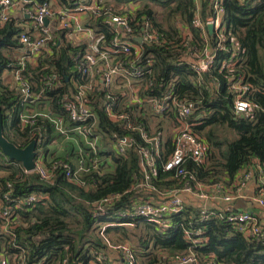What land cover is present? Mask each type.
<instances>
[{"label":"trees","instance_id":"16d2710c","mask_svg":"<svg viewBox=\"0 0 264 264\" xmlns=\"http://www.w3.org/2000/svg\"><path fill=\"white\" fill-rule=\"evenodd\" d=\"M45 1L49 2L30 0L22 6ZM60 1L70 10L94 1L102 12L110 9L112 14H122L124 6L134 5L127 14L130 21L127 38L132 42H136L137 37L142 38L143 28L149 23V31L154 37L138 43L139 52L117 53L115 59L123 60L122 65L128 67L146 64L151 57L159 72L157 75L145 73L138 80L146 86L143 96L158 98L160 90L171 82L172 93L192 104V113L188 117L190 128L205 144L200 161L186 157L183 163L193 176V185L197 182L204 185L221 183L225 190L235 189L238 174L252 166L255 160L264 173V0H221L223 48L216 49L211 65L200 79L192 68L196 59L194 54L203 49L204 38L213 48L217 39L215 34L203 37L202 30L191 21L195 16L204 21L211 14V0H199V7L196 0ZM138 2L141 4L136 7ZM154 5L164 12H161L164 21L155 14ZM180 21L189 28L186 36L177 29ZM84 26L93 31L98 45L107 43L114 33L108 15L104 13L96 18L90 15ZM23 29L10 17L0 24L3 134L19 147L36 140L35 160L40 156L41 164L51 176L43 179L36 170L25 171L20 162L8 158L0 150V172L4 173L0 180V198L4 193L8 194L4 203L11 207L15 222L11 233L0 228V251L12 264V256L19 254L21 249L29 264H63L64 259L67 264H88L96 254H108L99 234L103 223L108 224L104 234L114 244L129 242L126 239L130 236L136 237L137 243L132 246L140 260L138 264H172L169 257L188 249L200 262L211 258L214 264H264V237L241 234L234 223L226 219L229 210L210 208L214 214L203 219L202 208L187 203L182 210L169 215V226L163 230L132 215L133 204L138 199L157 200L160 194L182 185V179L174 175L175 169H163L174 151L172 137L161 142L160 152L156 154L152 142L144 139L138 129H126L122 122H114L106 115L104 107L108 93L95 87L85 89L83 95L86 105L95 113L94 122L70 119L67 101H74L79 87L88 85V77L78 73L76 58L87 46L69 42L65 29L53 31L52 40L36 58V65L26 61L21 74L39 97L21 103L18 90L2 81L5 70L17 67L20 56L16 58L14 53L23 48L18 40ZM130 60L133 62L128 63ZM238 77L249 83L250 98L260 106L251 117L237 115L233 110L235 93L230 85ZM154 79L156 87L153 89ZM94 91L95 96L92 95ZM21 114H35L33 122L22 126ZM129 114L131 119H139L137 124L146 131L147 138L158 136L159 129L152 132L143 116L133 115L131 111ZM53 116L62 117L64 129L76 139L73 151L64 149L56 155L57 149L52 144L62 133L51 123L49 117ZM168 118L176 121L174 114ZM80 124H92L89 139L95 142L94 149L82 136L72 132V128ZM126 136L131 137L133 143L124 153H119L111 144ZM139 147H145L153 154L154 172L147 185L140 167ZM64 163L76 172L70 179L65 176ZM7 182L11 187L6 186ZM30 194L36 199L26 203ZM113 195L118 197L102 211L94 209V202ZM217 213H222L223 217ZM128 222L135 226L115 224ZM185 231L190 235L186 236Z\"/></svg>","mask_w":264,"mask_h":264},{"label":"built area","instance_id":"2783aa9c","mask_svg":"<svg viewBox=\"0 0 264 264\" xmlns=\"http://www.w3.org/2000/svg\"><path fill=\"white\" fill-rule=\"evenodd\" d=\"M30 0H0V24L2 25L8 20V10L17 4H26ZM26 10L24 15L31 21L32 27L38 31V34L32 36L29 31H22L18 35L19 43L26 49V54H22L18 58L17 67L13 70L14 79H15V88L18 90V99L21 103L28 101L29 99H37L38 95H35L28 84V82L23 78L22 71L25 69V64L28 57L33 58L36 61L38 55L43 51L42 48L53 38V30L50 26V18L54 14V10L51 8L48 1L37 4L34 3L31 6H25ZM134 8V5L124 6L122 14H112L110 9L102 12L100 7L95 6L94 1H91L89 4L82 3L76 5L72 10L64 8L62 12H59V28L67 30V33L74 32H83L90 31L92 34V41L95 38L91 29L87 26H84L76 17L78 12H90L93 18L98 17L101 14L108 15V22L112 25H115L114 33L110 37L107 43H101L100 45H93L92 43L87 46L84 52L81 55H78L77 58V69L78 73L82 76L89 77L92 75H98L100 77V89H105L108 93L107 100L105 102V113L106 115L114 122H122L123 126L126 129L133 130L138 129L141 136L147 141L152 142L155 149V153L160 152L162 146L161 139L159 136H152L147 138L145 130L137 124V120L131 119V115L127 113L120 103L125 96V91L120 90L119 93L112 92V82L113 77L116 75H121L126 77L129 84L132 80H140L145 73H152V66L148 62L146 64L134 65L130 64L128 67L123 66V60L115 59L117 53H122L123 55H130L132 50L136 53L140 51L138 42H132L127 38L128 32L130 30V21L128 13L131 12V9ZM223 7L221 5V0H211V14L203 21L199 16H195L191 24L200 28L203 33V37H206V27L208 24H211L212 34H215L217 43L215 48L208 45L207 38L205 39V45L200 53H195L194 64L192 65L193 70L200 79L203 72H205L211 65L214 59V53L216 49H222V41L224 39L222 33V19ZM45 18L48 19L47 24H45ZM120 29V32L117 30ZM149 23L145 24L143 28V33L141 34V42L143 40H150L154 35L149 31ZM133 62V60L128 61ZM155 79L152 81L153 89L156 87ZM144 82L139 81L138 84L141 87H144ZM88 84H91L88 82ZM172 83L168 82L166 86L160 90V96L157 97H144L143 92L139 97L135 94L134 102H137L138 105H144L145 101H153L156 106V111L162 117L165 115L174 114L177 117L179 122V129L173 138L174 142V151L170 155L169 159L164 163V170L175 169V176H178L182 179V185L180 188L170 189L169 191L160 194V199L158 201L153 198L150 199H138L133 204L132 215L139 217L140 219L153 223L159 229H166L169 226V215L176 213L183 209L185 205L184 197L182 193L191 194L200 199H208L209 195H216L223 198L225 201H230L233 196H237L240 193V189L246 185L248 180L252 177L253 171L258 170L259 172V185L257 187V203L264 207V173L262 172L259 164L254 166H249L244 168L237 176L236 188L230 190L228 193L222 187L221 183H213L211 185H204L197 182L195 185L191 183L193 180L192 174H190L184 167L183 163L186 157L192 158L194 161H200L203 156V151L205 148L204 142L191 131L190 123L188 121L189 115L192 113L193 106L187 100L179 99L176 94L172 93ZM94 86L91 85H82L79 87L78 95L75 100H69L66 103V108L69 111V116L72 121H87L91 120L94 122L95 113L89 109L86 105L85 100L83 99L85 89L92 90ZM146 87V86H145ZM230 88L235 93L233 99V110L237 115L249 116L253 115V112L257 109H260V106L255 103L250 98L251 86L249 83H245L242 80V77L234 79L230 85ZM10 115V112H8ZM41 115H46L41 113ZM141 116V115H140ZM35 114H21L20 120L21 125H27L32 123L34 120ZM54 128L66 134L67 130L63 127L62 117L53 116L49 117ZM91 125L80 124L72 128V132H75L82 136L86 143L95 148V142L89 139L91 133ZM133 139L131 137H121L115 140L114 147L119 153H124L125 149L131 146ZM140 154V167L144 174V181L146 185L151 178V172H154L153 165L154 159L153 154H150L149 150L145 147H139ZM35 170L40 174L41 178L49 179L50 172L43 167L41 164V157L39 156L35 160ZM65 176L70 179L76 173L72 171L68 164H63ZM3 173H0V180L3 177ZM141 184V183H140ZM7 187H11V183H6ZM118 196H107L97 202H94V209L102 211L103 207L106 204L117 198ZM36 196L30 194L25 202L32 203L35 201ZM8 200V194L4 193L0 198V219L3 221L2 230L4 232L11 233L10 229L14 228V223L12 219L11 207L5 205L4 201ZM201 217L206 219L210 214L214 212L209 211L208 208L202 207ZM220 217L222 213H217ZM226 219L234 223L236 229L245 236L250 237H264V228L257 216L248 212V211H234L229 210ZM115 224H124L127 227H134L135 223H115ZM113 225V223H109ZM108 226L107 223L100 225L99 234L104 240L106 247L108 249V254H96L94 258H91L88 264H138V259L135 255L133 246L128 242L121 243H112L104 234L105 228ZM185 235L189 236L190 232L185 231ZM193 243H197V240H192ZM172 259V262L177 264H214L211 258H207L204 261L200 262L196 254L188 249L184 253L175 254L169 257ZM13 264H29L27 262L26 255L21 249L20 253L12 256ZM0 264H12L9 257L5 256L0 251ZM63 264H67V260H63Z\"/></svg>","mask_w":264,"mask_h":264},{"label":"crops","instance_id":"0c3cea01","mask_svg":"<svg viewBox=\"0 0 264 264\" xmlns=\"http://www.w3.org/2000/svg\"><path fill=\"white\" fill-rule=\"evenodd\" d=\"M196 3L199 7V0H196ZM49 4L51 8L54 10V14L50 18V26H51V29L54 31L55 29H60L59 28V21H60L59 12H62V10L66 8V6H64V4L61 3L60 0H49ZM25 10H26V7L22 6V4L19 3L17 5L12 6L8 10V16L12 20H14L15 23H17L20 27L24 28L23 29L24 31H29L32 34V36H35L38 34V31L32 27L31 21H29V19L24 15ZM76 17L79 20V22H81L83 25H86L87 20L90 18V12L89 11L78 12L76 13ZM112 27L115 28V25H112ZM177 29L180 31L179 33H181L182 36H186L189 34L188 26L182 21L177 23ZM117 30L120 32L119 28H117ZM206 31H208V29H206ZM207 34H209V32ZM66 39L72 44H86V46H89L92 43L93 45H98V41L96 37L92 41V34L90 31L67 33ZM25 50L26 49L24 47L20 48L19 50H16L14 53L16 56L14 57L17 58L21 56L22 54H26ZM187 59L188 61H191L190 57H188ZM27 62L32 65L37 64L36 61L31 57L27 58ZM149 63L152 66L151 67L152 73L157 75L159 72V68L156 66L154 67L153 65L154 62L151 57H150ZM9 73L11 75L10 79L14 83L15 79H14L13 70H10ZM88 82L91 83L88 85L94 86L95 88H100L98 85L100 84V77L98 75L90 76L88 79ZM138 82H139L138 80H132L128 84L126 77L121 76V75H116L113 77L112 88H114L115 90H118L119 92L120 90L125 91V95H124L125 97L122 100H120V103L123 105L127 113H130L131 111L133 115H138V116L141 115L145 119H147L149 114L153 112V113H156L157 116H159L158 119L162 118L160 120V123H158L159 126H155L154 124L149 123L150 121L149 119L148 121L146 120L152 132H156V130L159 129V133L158 132L157 133H158V136L161 137L160 138L161 142L163 143L165 142L167 138L165 136V133H167V131H168V136L172 137L173 139L180 125L177 120V117L175 118L176 121L170 118L168 120L167 118H165V116L162 117L159 113H157L156 106L153 101H145L146 103L143 106L138 105L137 102H134L135 94H137V96L139 97V95L142 94L143 89L144 88L146 89L145 86L141 87V85L138 84ZM61 139L62 138H58L54 141V144H55L54 147H56V145L59 142L61 143ZM63 150L64 148L62 149V151ZM257 163L258 161L255 160L254 166L257 165ZM0 173H3V172H0ZM258 185H259V172L253 171L252 177L248 180L246 185L243 186V188L239 190L240 193H238L237 196H233L230 201H225L223 200L222 197L216 196V195H213V196L209 195L208 199H200L188 193H182V196L184 197L185 204L188 203V204L199 206L201 208L206 207L208 209L212 208V209L222 210V211L223 210L248 211L254 214L255 216H257L262 226L264 227V207L259 205L256 200L257 195H258V192H257ZM227 191L228 193L231 192L230 190H226V192ZM160 198L161 197L159 196L158 199ZM158 199L156 201H158ZM2 227L3 225L0 224V228ZM172 264H177V263L172 262Z\"/></svg>","mask_w":264,"mask_h":264},{"label":"water","instance_id":"95a60500","mask_svg":"<svg viewBox=\"0 0 264 264\" xmlns=\"http://www.w3.org/2000/svg\"><path fill=\"white\" fill-rule=\"evenodd\" d=\"M45 24H47L48 19L45 18ZM207 29L209 34H212V25L208 24ZM135 41L140 43L141 37L135 38ZM0 150L8 158L16 160L21 163L25 171L35 170V158L37 155L36 151V140H31L24 147H19L13 142L9 141L3 134V116L0 109Z\"/></svg>","mask_w":264,"mask_h":264},{"label":"rangeland","instance_id":"374dc122","mask_svg":"<svg viewBox=\"0 0 264 264\" xmlns=\"http://www.w3.org/2000/svg\"><path fill=\"white\" fill-rule=\"evenodd\" d=\"M140 2H138L137 4H136V7H138V6H140ZM154 7H155V14L158 16V18L159 19H162L163 21H164V15H162L164 12L162 11V9H160V7L158 6V5H154ZM161 12H162V14H161ZM179 17V16H178ZM172 18H173V16L171 17V20H172ZM173 23H174V21H173ZM9 71H10V69H7V70H5L4 72H3V84H5V85H7L8 87H10V88H15V82L13 83V81L10 79V77H11V75H10V73H9ZM72 71L73 72H75L76 71V68L73 66L72 67ZM111 91L112 92H117V93H119V91L118 90H115L114 88H112L111 89ZM95 91L94 92H92V95H94L95 96ZM91 100H93V98H90ZM148 104V103H147ZM148 107V106H147ZM150 107V106H149ZM137 116V115H136ZM158 117L159 116H157V114L156 113H150L149 114V116L147 117V121H148V119L150 120L149 121V123H152V124H154L155 126H159V124L158 123H160V120L162 119V118H159L158 119ZM165 118H167L168 120H169V118H168V115H165ZM137 120H139V119H137ZM144 121V120H143ZM67 135V136H66ZM165 136L166 137H168V131H167V133H165ZM59 138H62L61 139V143L59 142L57 145H56V149L57 150H55V152H56V155L57 154H60V153H62V149L64 148L65 149V151H67V152H71V151H73L72 149H74L75 148V146H76V144H77V141H76V139L74 138V136L70 133V132H67L65 135H64V133H62V136L61 137H59ZM112 142V141H111ZM74 145V147L72 146V144ZM111 144V143H110ZM55 144H54V142H53V146H54ZM52 146V147H53ZM111 146H114V142H112V144H111ZM135 232H139L138 230H135ZM126 240H129V242L133 245V246H135L136 245V237L135 236H130L128 239H126ZM139 260V259H138ZM140 261V260H139Z\"/></svg>","mask_w":264,"mask_h":264}]
</instances>
